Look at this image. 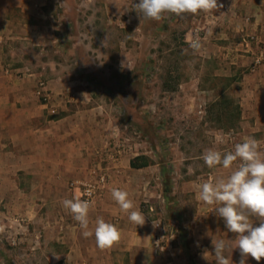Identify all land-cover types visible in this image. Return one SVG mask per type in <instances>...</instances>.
<instances>
[{
  "label": "rangeland",
  "instance_id": "1",
  "mask_svg": "<svg viewBox=\"0 0 264 264\" xmlns=\"http://www.w3.org/2000/svg\"><path fill=\"white\" fill-rule=\"evenodd\" d=\"M19 1L32 9L4 11L12 17L11 29L23 37L0 42L1 51L13 45L15 58L6 61L8 67L19 64L24 69L17 75L45 82L48 95L52 82L67 86L63 103L68 111L99 108L105 128L117 127L109 140L128 143L132 156L147 158V166L123 173L121 188L151 226L153 243L158 244L151 256L172 264H216L212 239H224L232 245L224 254L239 264L238 234L228 231L216 215L217 205L205 204L197 194L202 183L227 177L240 163L210 169L202 155L210 148L234 150L235 143L245 139L240 69L227 55L231 49H249L252 54L250 35L237 27L235 11L241 17L244 11L225 5L232 0H218L223 7L213 12L165 13L155 21L137 13L139 0ZM196 34L202 42L198 53L188 44ZM257 139L264 148V136ZM107 177L113 185V178ZM16 178V183L0 186V264H92L110 259L97 247L94 235L85 238L77 231L70 210L45 200L51 187L36 186L23 170ZM72 182L78 180L55 192L76 188ZM110 212L112 223L128 229L122 237L131 238L130 222L124 221L113 198ZM253 220L258 226L260 221ZM153 221L159 226L153 228ZM61 223H69L71 232ZM110 254L116 264H131L128 251L113 249ZM246 264H264V258L257 262L249 255Z\"/></svg>",
  "mask_w": 264,
  "mask_h": 264
},
{
  "label": "crops",
  "instance_id": "2",
  "mask_svg": "<svg viewBox=\"0 0 264 264\" xmlns=\"http://www.w3.org/2000/svg\"><path fill=\"white\" fill-rule=\"evenodd\" d=\"M225 5L228 8L238 9V12L244 11L242 17L241 13L235 11L237 27H241L246 35L257 36L264 46V0H232ZM10 8H19L21 11L32 9L30 5L19 0H5L0 5L2 44L6 43L7 39L23 38L10 27L12 17L4 12ZM12 46H5L2 51L0 50V186L16 183L17 173L23 170L32 175L36 186L44 185L53 189L52 193H46V201L53 200L56 202H53L52 206H62L63 199H72L77 196L78 191L74 187H67L64 193L58 194L55 192L58 186H67L68 182L74 179L78 182L88 181L94 179L92 175L94 171L108 170L107 175L113 178V185L111 182L107 183L89 213L88 230L94 232L97 217H103L105 221L111 222V189L117 186L121 188L124 185L121 178L123 173H127L129 168L135 169L130 165V161L134 158L132 151L127 149L122 152L118 163L113 164L102 152L110 142V137L117 133L116 125L112 130L105 128V114H102L99 108L83 109L79 106L75 110L68 111L63 103L68 97L67 86L52 82L47 85L51 97L50 105L40 102L35 90L37 83L31 78L32 76L17 75L18 71L24 69L19 64L12 69L6 64L8 59L15 58ZM243 50L245 53L231 49L228 50L227 55L237 69H240L241 74L238 89L241 123L244 125L241 134L243 138L257 139L258 136H264V64L252 69V54L248 52L249 49ZM76 94L73 92L72 97ZM246 126L250 127V130ZM261 142L263 143L262 140ZM38 199L40 198L37 197ZM121 216L124 221L125 219L129 221L127 213L124 212ZM75 222L77 231L83 232L79 223ZM61 228H69V223L67 225L61 223ZM129 228L133 234L131 238L123 236L118 244L104 249L105 254L110 257L108 261L98 263L95 259L92 264H116V260L110 254L113 249L128 251L131 264H172L170 260L160 259L163 254L158 256L159 261L151 256L157 251L158 244L155 241L153 243L154 236L150 225L145 223L136 226L130 222ZM121 231L123 235L128 233V229ZM161 248L167 249L168 246ZM118 263L122 264L121 261Z\"/></svg>",
  "mask_w": 264,
  "mask_h": 264
},
{
  "label": "clouds",
  "instance_id": "3",
  "mask_svg": "<svg viewBox=\"0 0 264 264\" xmlns=\"http://www.w3.org/2000/svg\"><path fill=\"white\" fill-rule=\"evenodd\" d=\"M222 7L223 4L218 3V0H139V3L134 6L142 18L155 21L164 19L165 13L177 16L195 15L201 11L213 12ZM188 44L194 53H198L202 48L198 34L194 35ZM202 159L210 169L217 166L230 169L234 162L240 161L238 167L227 177L220 176L202 183L197 195L198 199L205 204L217 205L213 209L216 215L223 218L228 231L238 234L235 247H238L240 252L239 264H246L249 255L259 262L261 258H264V148H262V142L255 137H247L235 143L234 150L222 152L210 148L202 155ZM111 194L120 209L128 214L130 222L136 226L144 225L145 215L136 207L127 190L112 188ZM88 195L90 196L91 193L89 192ZM62 206L70 210L74 220L84 230L82 235L85 238L95 236L96 245L100 249L111 248L120 242L121 229L114 223L105 221L103 217L96 218L94 232L88 230L89 213L94 207V201L81 199L77 195L72 199H63ZM253 218L260 221L258 226H254ZM158 226L159 223L153 221V228ZM212 244L216 264H233L231 256L224 254L228 248L232 247L228 241L212 239Z\"/></svg>",
  "mask_w": 264,
  "mask_h": 264
},
{
  "label": "built area",
  "instance_id": "4",
  "mask_svg": "<svg viewBox=\"0 0 264 264\" xmlns=\"http://www.w3.org/2000/svg\"><path fill=\"white\" fill-rule=\"evenodd\" d=\"M248 45L250 46V51L252 52V69L264 64V46L262 45V42L257 38V36L250 35ZM37 86V94L43 96V99L46 101L45 103H47L50 97L46 91L45 82L39 81ZM127 149H131V146L128 143L113 140L107 144L104 152L102 153L106 154L113 164H117L120 159V155ZM93 176L94 179H90L88 181L71 183V185L73 186L76 185L75 187L78 189V196H80L81 199L95 201L101 195L103 189L105 188L108 181L107 173L94 171ZM89 192L91 193L90 196L88 195Z\"/></svg>",
  "mask_w": 264,
  "mask_h": 264
},
{
  "label": "trees",
  "instance_id": "5",
  "mask_svg": "<svg viewBox=\"0 0 264 264\" xmlns=\"http://www.w3.org/2000/svg\"><path fill=\"white\" fill-rule=\"evenodd\" d=\"M130 165L133 168L145 167L148 165V160L144 156H136L130 161ZM167 192H169L168 188L165 189V193H167Z\"/></svg>",
  "mask_w": 264,
  "mask_h": 264
}]
</instances>
